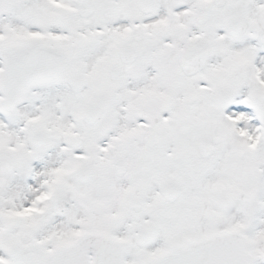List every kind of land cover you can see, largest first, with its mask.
<instances>
[{"label": "snow or ice", "instance_id": "6c2138e0", "mask_svg": "<svg viewBox=\"0 0 264 264\" xmlns=\"http://www.w3.org/2000/svg\"><path fill=\"white\" fill-rule=\"evenodd\" d=\"M0 264H264V0H0Z\"/></svg>", "mask_w": 264, "mask_h": 264}]
</instances>
